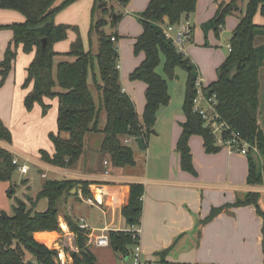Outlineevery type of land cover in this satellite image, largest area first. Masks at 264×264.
I'll return each mask as SVG.
<instances>
[{
    "label": "trees",
    "instance_id": "obj_1",
    "mask_svg": "<svg viewBox=\"0 0 264 264\" xmlns=\"http://www.w3.org/2000/svg\"><path fill=\"white\" fill-rule=\"evenodd\" d=\"M74 1L76 0H64L56 4V0H0V8L17 10L26 18L23 22L0 25V29L9 28L13 31V43L6 48L3 57L0 55V87L13 69L18 47L22 45L25 53L35 51L23 83L25 88L33 84L24 98L25 107L31 111L39 103L43 113H46L50 105L43 102L44 97H58V130L69 133L68 138L51 133L55 153L51 156L42 150L41 158L60 167L74 165L84 151L87 134L99 131L100 114L106 111L107 124L103 130L105 135L101 150L109 154L115 166L134 165L133 149L122 140V136H146L155 125L159 108L169 104L171 96L168 82L157 72L161 55H164V71L167 76L173 77L177 68L187 72L183 102L185 121L182 123L176 150L180 154L181 168L195 174L189 146L190 137L201 135L206 151L210 153L217 152L222 147L217 145L211 130L204 126L202 116L194 111L197 69L191 59L165 35L164 26H177L185 16L194 13L197 0H150L139 15L143 32L136 38L134 52L136 55L143 52L145 57L129 77L147 84L142 118L136 111L134 101L121 86L116 45L119 35L117 32L108 34L103 30L108 22L106 19H94L97 8L100 7L103 12L110 10L109 0H95L92 9L90 33L95 32L98 36L97 53L85 50L76 27L77 37L70 50L65 53L55 51L54 44L65 40L72 26L55 23L54 17ZM117 1L122 5L129 2ZM237 9L238 0L219 2L211 20L217 34L225 24L226 17ZM258 12L264 16V0H247L230 38L231 51L217 67V80L207 85L206 91L217 94L218 110L222 116L264 152V133L258 121L260 76L264 67V43H258V38L264 37V26L254 21ZM120 18L121 15H116L112 24L117 25ZM113 36L116 40L112 39ZM44 39L46 45L43 48ZM90 82L98 92V103L89 86ZM0 139L12 142V133L1 120ZM15 170L12 154L0 147V181L10 180ZM262 180L261 172L251 164L248 182L260 183ZM90 184L91 181L47 179L36 198H29L31 207L19 200L13 207L12 215L0 216V264H62L55 262L57 251L36 239L35 234L41 231H61L59 215L65 197L73 196L71 190L81 185L84 196L90 198ZM143 193L142 184H130L129 202L122 208V214L131 226L141 225ZM40 198L48 199V207L42 212L35 210V203ZM258 198L257 192H249L233 205L258 206ZM221 209L222 207L214 208L207 220L212 219ZM65 220L76 235L75 246L78 248V251L73 252L75 257L70 264H96V257L87 245L86 231L80 229L69 214H65ZM107 235L114 251L124 255H128L138 242L130 231L110 229ZM168 252L169 249H165L158 254L160 259L157 264H169L166 260ZM26 253L31 255L30 259H26Z\"/></svg>",
    "mask_w": 264,
    "mask_h": 264
},
{
    "label": "crops",
    "instance_id": "obj_2",
    "mask_svg": "<svg viewBox=\"0 0 264 264\" xmlns=\"http://www.w3.org/2000/svg\"><path fill=\"white\" fill-rule=\"evenodd\" d=\"M94 1L76 0L57 12L54 17L55 23L58 24L65 22L83 25L81 31L85 50L90 48L85 32L89 21V9ZM149 2L150 0H129L124 8L126 12L131 11V16L137 19L140 15L137 13L144 11ZM219 2L220 0H197L195 13L185 16L181 21L190 20L193 24L191 42L184 46L183 53L186 56L194 55L192 49L194 43H203L202 33L206 32L205 36L209 33L213 36V33H216L214 26L209 23L216 14ZM56 4L59 3L56 1ZM242 10L243 6L238 5L235 12L240 11V16L231 14L232 17L236 16L232 28L234 25L237 26ZM259 14V12L256 14L254 21L259 24L257 20L264 26V16L260 14L262 16L260 17ZM131 16L129 19L133 20L132 26H135L133 30L122 31V21H118L117 24L118 68L121 86L134 101L136 111L142 118L146 105L147 84L141 80H131L129 76L145 57L143 52L138 55L132 53L136 38L143 32V27L141 22L139 25ZM25 20V16L17 10L0 8V24ZM224 25L218 32L225 31ZM10 31H6L4 39L0 35V51L4 49L2 43H6L11 36L9 44L13 43V31L11 33ZM122 32L127 33L129 38L120 39ZM76 37V32L69 33L67 39L54 44L55 51L59 53L69 51ZM97 47L98 51L99 42ZM0 55L3 57L4 53L0 52ZM34 56L35 51L25 53L20 45L13 69L0 87V120L12 133V142L0 139V147L9 151L20 165L29 166L27 173H21L17 167L16 170L20 177L30 174L31 181L36 182L37 190L32 193V198L39 193L47 179H71L91 181L90 197L101 202L89 203L82 192V186L79 185L77 195L65 197L61 206L59 215L61 231L37 232L36 239L50 248L56 247L55 242L59 243V239L71 250L72 247L75 248V237L65 220V214L72 216L77 224L79 219L84 218L89 226L87 231H93L94 234H100L102 230L107 232L110 229L123 231L130 229L131 225L123 216L122 208L129 202L130 184L140 183L144 186L139 237L143 258L157 264L160 259L158 254L169 249L166 256L169 264H264V152L259 150L258 146L251 148L247 155L230 152L226 147L210 153L206 151L203 137L192 135L189 146L196 173L185 171L181 168L180 154L176 150L182 123L185 121L184 111H163L161 106L154 127L143 137V149L138 146L137 138L122 136V140L133 149L135 164L115 166L109 154L101 150L105 135L103 130L107 124L106 111H102L99 131L87 134L84 151L78 161L71 167L50 164L41 158L42 150L51 156L55 153L50 134L68 138L69 133L58 130V97H44L43 102L50 105L46 113H43L39 103H36L31 111L25 107L24 98L33 84L25 88L23 83L27 76V67ZM224 57L217 60L216 73L217 67L227 58ZM197 74L200 75L199 72ZM204 80L208 85L205 78ZM89 86L98 103L95 86L92 82ZM261 94L260 90V98ZM104 160L109 161L108 167L104 165ZM251 164L261 172L262 182L252 184L248 182ZM32 166L40 170L41 181L38 174L31 171ZM107 169L110 170L108 174L105 173ZM16 186L11 179L0 181V209L9 210V202L4 191L10 188L11 193L15 192ZM249 192L259 194L258 206L233 205ZM36 203L37 211H45L48 207L47 198H40ZM216 207L222 209L212 219L207 220ZM42 235L50 236L48 237L51 238L50 245L40 237ZM89 248L96 257V264H129L128 259H131L129 255L114 251L111 245H89ZM64 251L67 258L68 253ZM73 252L76 250L71 251V256ZM73 259L72 257L67 263H72Z\"/></svg>",
    "mask_w": 264,
    "mask_h": 264
},
{
    "label": "rangeland",
    "instance_id": "obj_3",
    "mask_svg": "<svg viewBox=\"0 0 264 264\" xmlns=\"http://www.w3.org/2000/svg\"><path fill=\"white\" fill-rule=\"evenodd\" d=\"M56 1H57V3H61L64 0H62V1L56 0ZM220 1H222V0H220ZM224 1L228 2L230 0H224ZM246 2H247V0H244V1L238 0V5L239 6L242 5L244 7ZM91 4L92 5L89 9L90 15H89L88 25H87L86 32L85 31L84 32H85V38L88 42V45H90V48L88 50H92L93 53H97L98 52L97 51L98 36L95 32L90 33V30H91L90 24L92 22V9H93L94 3L92 2ZM108 8L110 9L108 12H103L100 7L97 8L94 12V19L95 20L106 19L108 21L107 24L105 26H103V30L106 33L111 34L113 32L118 31V26L112 24L116 15H121V18L119 21L120 22L122 21L121 22L122 23V31L124 30L125 32H128V31L134 29L135 26L134 25L132 26L133 20L129 19V17L131 16V11L126 12L124 5H122L121 3L120 4L117 3V0H109L108 1ZM234 13L236 16L237 15L240 16V14H241L240 11H238L237 13L236 12H234ZM138 14H140V13H137V15ZM236 16L232 17L231 15H228L226 17L227 22L225 21V25H224L225 31L221 32V30H220V32H218V34H219L218 36L216 35L217 33H215V34L213 33V36H211L212 33H209L207 36L204 35L206 32L202 33L201 39H202L203 43H201V42L200 43L199 42L194 43V48H192L194 51V55L190 54L187 56L191 59L193 64L198 67L197 72H199L200 76H202L203 78L206 79V82L208 85L213 83L214 81H216V74H217L216 73V66L217 65H215V64H216L217 60L220 57H224V56L227 57L229 54V50L227 48V45L230 42L232 32H233L234 28L236 27V25H234V27L232 28L233 23L236 21V18H235ZM259 16L262 17L260 14H259ZM131 17H133L134 20L139 25H141L139 18L136 19L135 16H133V15ZM254 19H255V17H254ZM185 22H187V20ZM188 22L191 24V27H192L193 24L191 23V21L188 20ZM256 22L260 24L259 21L256 20ZM65 24H69L72 26L68 31L67 38L69 36V33L76 32L74 29L76 27L78 29V33H79V35L83 41L82 31H81L82 30L81 26H83V25L80 26L79 24H72V23H65ZM117 24H119V23H117ZM209 24L212 25V22L210 21ZM0 25H5V24H0ZM130 27H131V29H130ZM175 28L177 29V26H175ZM10 30L11 29H9V28L0 29L1 38H3V36L7 33L6 31H10ZM11 31H10V33H11ZM125 38H129V36L127 35V33L122 32L120 34V39H125ZM218 38H220V39H218ZM11 40H12V36H11V39H9L6 43H2L4 46L3 47L4 49H3V51H0L1 53L5 52L4 50H6V48L9 45V42ZM125 41H129V40H125ZM1 42H3V41H1ZM258 43H264V37L258 38ZM116 45H117V43H116ZM132 53H133V55H136L134 50H132ZM122 54H123V51H122L121 55ZM194 58H196V59H194ZM164 62H165V57H164V55H161V62L159 64V66L157 67V72L166 78V80L168 82L169 94L171 96V100H170L168 105L163 106V111H183V102H184V96H185L187 72L184 69L177 68L175 75L173 77H169V76H167V74L164 71ZM260 77H261V83H262L261 84V93L262 94H261V98H260L258 121H259L260 128L262 129V131L264 133V67L262 68ZM31 171L34 173H37L39 176V180L41 179L40 170H38L36 167L32 166ZM11 182L13 183V185H15V186L17 185V186L14 188L15 192L11 193L10 188L7 189V191H4V194H6L7 201L9 202V210L0 209V216H3V213H7V215H12L13 214V207L18 204L19 200L26 202L28 207H31V202H30L29 198L32 197L33 196L32 193L34 194L35 191L37 190L36 189L37 184L35 181H31L30 174H29V176L20 177V173L18 172V170H15L13 172L12 177H11ZM36 196H35V198H36ZM35 198H33V199H35ZM36 205H37V203H36ZM36 205H35V208H36L35 210H38ZM66 247H68V246H65V248ZM95 250L98 251L97 247H95ZM66 251L67 252L70 251V248L69 247L66 248ZM25 257H26V259H30L31 255L29 253H26ZM128 260H129L128 263L132 264V258L128 259ZM66 261L70 262V259L67 257Z\"/></svg>",
    "mask_w": 264,
    "mask_h": 264
},
{
    "label": "built area",
    "instance_id": "obj_4",
    "mask_svg": "<svg viewBox=\"0 0 264 264\" xmlns=\"http://www.w3.org/2000/svg\"><path fill=\"white\" fill-rule=\"evenodd\" d=\"M175 31V32H174ZM165 35L172 39L177 48L183 52L184 46L189 44L192 39V27L191 24L187 22H181L177 25V29L174 25L167 24L164 26ZM113 40L116 38L113 36ZM228 50L231 51V45L228 44ZM197 96L194 99V111L198 112L203 120L204 126L209 128L216 139L217 145L221 147H226L230 152L241 153L247 155L251 148H257L255 143H251L247 140L240 131L235 129L219 112L218 110V98L216 93L209 94L206 91L207 85L205 84V80L200 75L197 76L196 82ZM13 163L16 165L17 169L21 173H27L29 166L28 165H20L16 159H13ZM109 161L104 160V165L109 166ZM109 169L105 171L106 174L109 173ZM45 177V174H43ZM87 201L91 204L101 203L100 201H95L93 198H87ZM78 225L80 229L86 231L87 236V245L94 246H109V239L107 232L102 230L100 234H94L93 231H87L88 224L86 223L84 218L79 219ZM130 231L133 234V237L138 240L137 244L132 248L131 252L128 254L132 258V264H154L149 259L143 258L142 250L139 244V237L141 233L140 225H133L130 229L124 230ZM74 237H76L75 233ZM56 247L51 249H55L57 251V255L55 256V262L65 264L66 258L64 256L65 244L62 240L59 239V243L56 241ZM50 248V247H48ZM75 249L78 251V248L72 247V250L68 251L69 259H72L71 251ZM38 264V263H37Z\"/></svg>",
    "mask_w": 264,
    "mask_h": 264
},
{
    "label": "water",
    "instance_id": "obj_5",
    "mask_svg": "<svg viewBox=\"0 0 264 264\" xmlns=\"http://www.w3.org/2000/svg\"><path fill=\"white\" fill-rule=\"evenodd\" d=\"M45 45H46V39L43 40V48L45 47ZM177 77H178V76H177ZM136 141H137L138 146H139L141 149H143V148H144V138H143V137H138V138L136 139ZM77 190H78V187L73 188V189L71 190V194H72V195H75V194L77 193ZM3 216H7V213H3ZM72 257L74 258V257H75V254H73Z\"/></svg>",
    "mask_w": 264,
    "mask_h": 264
},
{
    "label": "bare ground",
    "instance_id": "obj_6",
    "mask_svg": "<svg viewBox=\"0 0 264 264\" xmlns=\"http://www.w3.org/2000/svg\"><path fill=\"white\" fill-rule=\"evenodd\" d=\"M43 240H46L47 241V243L50 245L51 243H50V241H51V238H48V237H50L49 235H46V236H40Z\"/></svg>",
    "mask_w": 264,
    "mask_h": 264
}]
</instances>
